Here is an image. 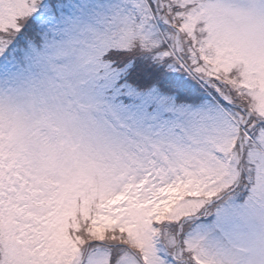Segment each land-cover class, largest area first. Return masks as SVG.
Masks as SVG:
<instances>
[{
  "label": "snow or ice",
  "instance_id": "obj_1",
  "mask_svg": "<svg viewBox=\"0 0 264 264\" xmlns=\"http://www.w3.org/2000/svg\"><path fill=\"white\" fill-rule=\"evenodd\" d=\"M0 264H264V0H0Z\"/></svg>",
  "mask_w": 264,
  "mask_h": 264
}]
</instances>
